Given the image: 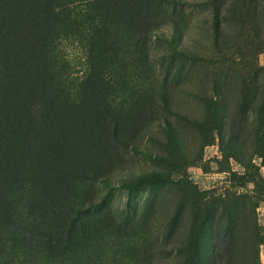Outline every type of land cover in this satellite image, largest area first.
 Wrapping results in <instances>:
<instances>
[{
	"label": "rangeland",
	"instance_id": "obj_1",
	"mask_svg": "<svg viewBox=\"0 0 264 264\" xmlns=\"http://www.w3.org/2000/svg\"><path fill=\"white\" fill-rule=\"evenodd\" d=\"M0 264H264V0H0Z\"/></svg>",
	"mask_w": 264,
	"mask_h": 264
},
{
	"label": "trees",
	"instance_id": "obj_2",
	"mask_svg": "<svg viewBox=\"0 0 264 264\" xmlns=\"http://www.w3.org/2000/svg\"><path fill=\"white\" fill-rule=\"evenodd\" d=\"M1 259L3 258V256L0 257Z\"/></svg>",
	"mask_w": 264,
	"mask_h": 264
}]
</instances>
